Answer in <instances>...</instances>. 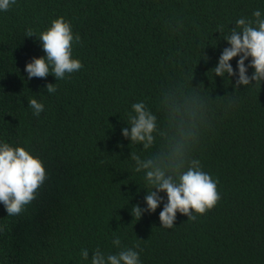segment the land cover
<instances>
[{"label":"trees","instance_id":"obj_1","mask_svg":"<svg viewBox=\"0 0 264 264\" xmlns=\"http://www.w3.org/2000/svg\"><path fill=\"white\" fill-rule=\"evenodd\" d=\"M256 10L264 15V0H17L0 11V142L24 147L47 171L19 216L0 204V264H89L81 250L90 260L97 248H133L140 264H264V82L236 88L238 77L212 72L230 47L218 28L227 35ZM60 17L81 38L73 58L83 68L61 81L29 80L26 65L46 56L37 38ZM29 28L37 38L26 37ZM238 59L230 62L237 73ZM177 84L201 86L208 101L191 158L218 180L221 200L195 221L177 213L167 229L163 203L139 221L131 214L147 208L151 189L130 155L150 152L122 129L137 102L163 126L161 93ZM33 98L44 105L39 117Z\"/></svg>","mask_w":264,"mask_h":264},{"label":"clouds","instance_id":"obj_2","mask_svg":"<svg viewBox=\"0 0 264 264\" xmlns=\"http://www.w3.org/2000/svg\"><path fill=\"white\" fill-rule=\"evenodd\" d=\"M16 2L0 0V11H9ZM252 17L237 19L235 28L227 35L223 26L217 31L230 47L223 49L212 72L221 78L226 75L238 77L236 88L253 86V81L254 87L259 88L264 82V15L256 10ZM25 35L36 37L31 28ZM37 40L42 43L46 56L33 58L26 65L29 80L45 79L51 74L61 81L83 68L82 62L73 58V45L80 44L81 38L78 34L74 36L71 23L63 17L52 21L51 27L42 32ZM237 57L238 73L230 63ZM249 59L250 63L246 66L245 62ZM249 68L254 69L251 76L248 75ZM199 88L192 87L193 90L188 91L184 85L177 84L162 91L159 110L165 118L163 126L144 102L134 103L132 112L128 113L129 127L122 129L123 137L150 152L143 157L135 152L130 155L135 162L134 171L144 174L151 189L144 197L146 209L138 204L132 207L134 220L139 221L145 212L155 213L163 203L159 219L163 228L171 229L175 226L177 213L188 217V221H195L197 215H205L221 200L218 180L202 170L199 159L191 158L202 130L208 124V101L200 94ZM46 91L55 93L57 84H47ZM28 101L33 115L39 117L44 105L34 98ZM154 148L156 150L152 151ZM46 179L47 171L41 159L24 147L0 142V204H3L8 216L23 213L37 198ZM160 193L167 194V203H164ZM113 245L120 248L119 237L113 240ZM80 255L89 264H140L139 253L133 248H123L116 254L107 255L97 248L90 260L87 249H82Z\"/></svg>","mask_w":264,"mask_h":264}]
</instances>
